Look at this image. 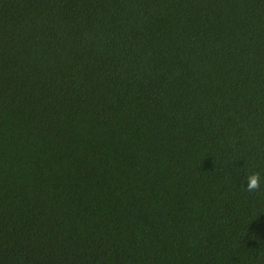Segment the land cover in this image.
Returning <instances> with one entry per match:
<instances>
[{
  "label": "trees",
  "instance_id": "1",
  "mask_svg": "<svg viewBox=\"0 0 264 264\" xmlns=\"http://www.w3.org/2000/svg\"><path fill=\"white\" fill-rule=\"evenodd\" d=\"M0 264H264V0H0Z\"/></svg>",
  "mask_w": 264,
  "mask_h": 264
},
{
  "label": "clouds",
  "instance_id": "2",
  "mask_svg": "<svg viewBox=\"0 0 264 264\" xmlns=\"http://www.w3.org/2000/svg\"><path fill=\"white\" fill-rule=\"evenodd\" d=\"M261 172L260 171H249L245 174L243 184V190L249 194L259 193L261 191Z\"/></svg>",
  "mask_w": 264,
  "mask_h": 264
}]
</instances>
